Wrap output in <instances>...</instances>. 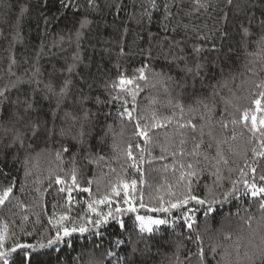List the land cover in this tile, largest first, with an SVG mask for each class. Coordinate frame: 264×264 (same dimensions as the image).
<instances>
[{
  "label": "trees",
  "instance_id": "1",
  "mask_svg": "<svg viewBox=\"0 0 264 264\" xmlns=\"http://www.w3.org/2000/svg\"><path fill=\"white\" fill-rule=\"evenodd\" d=\"M98 2L101 11L86 13L92 22L83 30L78 43L76 32L82 13L67 11L44 32L43 25L37 27V17L42 15L37 5L42 7L41 0H0V88L19 80H32V85L24 83L20 86L26 93L30 87H36L35 80L39 79L40 89L51 81L59 91V86L66 79L70 80L60 115L64 108L81 116L88 110L94 114L95 123L92 137L85 138L90 148L79 152L70 140L59 136L34 138L28 128H22L27 133L23 147L17 145L7 149L0 144V191L14 184L10 199L0 207V231L5 225L9 233L20 234L22 229L27 230L32 236L25 239L34 240L51 229L48 221L53 212L57 216L67 213L78 224L81 222L76 219L78 216L91 215L87 203L110 194L112 186L120 181L129 185L133 180L137 182L134 192L129 188V199L135 198L138 214L155 218H165L166 214L139 208L141 197L146 205H157L160 197L169 200L175 199L171 193L180 196L187 190L188 180H192L191 187L196 195L208 200L213 196L220 199L235 183L239 190L235 194L237 198L215 205L217 211L211 219L205 220L201 215L203 209L195 206L199 210L189 213L197 217L193 230L187 228L182 218L174 217L169 218L168 225L159 226L158 238L163 242L160 254L154 259L157 264H187L185 257L189 250H197L194 237L199 232L206 250L217 247L218 254L212 264L217 260L221 264H261L264 209L260 207L259 197L244 195V181L264 185L260 179L264 175V156L260 155L264 153V136L261 135L264 126L260 125V120L264 119V100L260 111L254 103L259 92L264 90L256 87L264 79L261 70L264 65L251 63L252 58L245 54L239 43L238 21L231 16L227 23L220 19L219 8L223 7V0H219L215 11L200 9L191 17L185 12L192 10V0H182L172 7L170 20L163 18L164 0H156L161 6L160 11L153 10L151 19L145 17L141 23L137 21L141 19V5L146 4V0H135V3L123 0L127 7L118 14L114 8L107 7L113 0ZM213 2L215 4L216 0ZM81 3L86 4V0ZM22 5L29 6L30 11L20 25V39L14 41L12 36L16 29L13 25ZM57 7L55 0H49L43 15H57ZM177 21H181L179 26ZM205 22L209 29H220L212 41L219 51H207L210 42L197 40L191 27L186 32L182 26L201 25L200 30L207 31L202 27ZM164 25L168 31L164 30ZM174 27L176 31L172 32ZM125 28L128 31L123 36ZM221 32H227V37L221 38ZM165 36L168 39H164ZM175 41L180 42L178 46ZM193 44L203 45L205 50L196 54L192 50ZM170 45L173 46L170 48ZM254 47L249 44L248 50ZM173 52L186 56V61L171 60ZM13 56L16 63L10 72V57ZM197 63L202 67L200 75L194 78L184 69L191 67L195 72ZM142 67L146 79H137L127 85L130 91L103 87L104 81H118L120 75L138 77L136 70ZM37 68L40 72L33 76ZM157 74L173 77L175 82L166 81L167 91ZM85 81L93 87H83ZM131 91L136 92L135 100ZM20 94L17 89L9 93L12 99ZM42 94L37 92L35 99L43 103L47 115V109L55 108L58 97L42 101ZM117 94L120 98L113 100L112 96ZM97 96L106 103L97 105ZM201 99L209 104L211 112L203 103H198ZM125 109L131 112V119ZM246 110L249 112L247 121L243 119ZM252 115L256 116L259 129L255 132L251 130ZM165 118L169 122L164 127H150ZM189 121L196 125L195 130ZM61 123L57 119V126ZM137 124L141 128L149 126L150 142L145 143L137 134ZM105 132L107 135L101 141ZM62 143H72L73 147L68 153L61 152L57 159L56 152ZM129 143L133 145L134 160L126 155ZM189 164L192 169L187 167ZM252 168H256L255 173ZM192 170L197 172L195 177L187 175ZM73 172L79 188H89L88 192L80 191L72 184ZM57 176L65 183L56 184ZM61 187L72 188L71 203L68 192L59 191ZM117 203L125 208L128 206L117 197L113 208ZM107 208L108 205H100L98 210L107 211ZM136 214L128 213L122 219L131 224ZM189 236L193 239H187ZM98 239H77V251H80L79 245L84 244L96 259H103V249L93 248L92 241ZM220 254H223V260ZM88 258L86 252L84 259Z\"/></svg>",
  "mask_w": 264,
  "mask_h": 264
},
{
  "label": "snow or ice",
  "instance_id": "2",
  "mask_svg": "<svg viewBox=\"0 0 264 264\" xmlns=\"http://www.w3.org/2000/svg\"><path fill=\"white\" fill-rule=\"evenodd\" d=\"M182 0H164L163 3V18L165 20H170L173 13L171 11L172 7ZM58 5L56 9L57 15L51 17L43 15L44 9L48 7L49 0H41L42 7L37 5L41 12V16L37 17V27L43 25V31L47 32L48 27L56 23L60 16L66 14L67 11H72L73 13H82V19L79 21V30L76 32L77 42L81 38V34L85 28H87L92 21L88 19L86 13L88 12H99L101 11L100 4L98 0H86V4L81 3V0H55ZM135 3V0H133ZM192 10L186 11L185 15L191 17L193 13L198 12L203 9L205 12L209 8L213 11L219 7V0H216L214 4L213 0H192ZM107 7L114 8L115 13H120L123 11L127 5L123 3V0H113L112 4L107 5ZM161 6L156 2V0H146V4L141 5L142 11L140 12L141 19L137 23H141L142 20L147 17L149 20L152 17L153 10L160 11ZM222 16L220 19L227 23L229 17L238 21L239 25V35L241 37L239 43L245 49V54L251 57V63L260 62L264 65V0H223V7L219 8ZM29 6L22 5L15 21L13 27L16 29L15 34L12 36L14 41L20 39V25L22 24L23 18L29 13ZM7 23V21H5ZM181 21H177L179 26ZM183 29L187 32L191 27V30L196 33V39L203 42H210V46L207 51H219L213 41V37L216 32H220L219 28L209 29L207 23L203 24V28L207 31H201V25H191L183 24ZM164 30L168 31L167 25H164ZM127 28L124 29L123 36L127 35ZM172 32L176 31V28L171 29ZM151 35V34H150ZM227 32H221V38H226ZM122 36V39H123ZM164 39H168L167 36ZM179 41H175V46L179 45ZM254 45V49L249 51L248 45ZM163 47V45H161ZM173 45H170L171 48ZM192 50L194 53L199 54L205 49L203 45L193 44ZM184 50L181 48L180 52ZM229 51H232L230 48ZM121 53H124L123 47H121ZM150 54V50H149ZM167 58V57H166ZM171 60L179 61L185 60L186 56L180 55L179 53L173 52ZM16 63L13 57H10L9 71L11 72L12 66ZM202 65L197 63L195 65V72L193 68L186 67L188 73L193 74V77L200 75V69ZM264 71V67L261 68ZM69 72L72 68L69 67ZM139 72V76L126 77L120 75L118 81H104L103 87L107 90L111 87L113 90L119 89L120 91H130L126 86L132 85L135 80H145L144 68L136 70ZM183 71V70H182ZM223 71V69H221ZM40 69L37 68L33 76H37ZM161 76V84L165 86V91H167L166 81H172L173 77L166 76L165 74H157ZM24 83L32 85L33 81L19 80L18 82H12L10 85H5L0 88V144H3L5 148L12 149L24 146V137L27 135L26 132L22 131V128H28L32 137L50 138L52 136H59L62 139L70 140L77 145V152L84 150L86 147L90 148L87 144L88 137H92V129L95 127L94 114L90 111L85 110L83 115H77L72 110L64 108L63 115H60L62 105L67 99L68 95V85L71 83L70 80H65L63 84L59 86V91H57L56 86L49 81L45 84L44 89H40L39 85L41 81L39 79L35 80L36 87H30V89L25 93L20 87ZM184 85H182L183 87ZM83 87L91 89L93 85L84 82ZM259 89H264V79L256 84ZM17 89L21 94L17 95L15 99H12L9 93ZM83 91V89H81ZM37 92H42L40 100H50L51 97H58L56 100L55 108L46 110L43 103H39L35 97ZM130 94L135 100L136 92L131 91ZM111 95V93H109ZM215 95V93H213ZM119 94L112 96L113 100H118ZM83 99H88V97H83ZM97 105H102L106 103L101 100L99 96L95 98ZM264 100V90L259 92V98L255 99L254 103L257 106V111L261 110V101ZM198 103H203L204 107L208 109L209 112L212 108L205 100H198ZM181 107L182 106L177 105ZM214 107V105H213ZM99 111V109H98ZM128 118L131 119V112L125 109ZM50 117V119H49ZM249 118V112L246 110L243 113V119L247 121ZM57 119L61 120L60 126H57ZM155 120V116L153 117ZM252 131H258L256 124V116L252 115ZM71 121V123H67ZM169 122L168 118L164 121L157 120L150 127L161 128L165 126V123ZM235 123V121H233ZM65 124L67 126H65ZM193 130H195L196 125L189 121ZM89 125H91L89 127ZM260 125L264 126V119L260 120ZM227 127V125H223ZM110 127V126H109ZM138 135H140L145 143L150 142L151 137L148 135L149 126L143 128L137 124ZM107 133L101 135L100 140L102 141ZM264 136V132H261ZM30 146V145H29ZM73 147L72 143L61 144V148L56 152L57 159L60 158L61 152L68 153ZM139 147V145H136ZM262 147H264V141H262ZM133 145L129 143L127 145L126 155L129 159H135L132 153ZM219 155V153H218ZM264 156V153H260ZM103 159V157H100ZM227 163V161H225ZM135 167V165H133ZM192 169L193 166L189 164L187 166ZM114 171V169H113ZM253 173L256 172V168H252ZM189 177H195L197 175L196 170H192L187 173ZM72 184L79 188L76 182V175L72 174ZM183 179V176H182ZM260 179L264 181V175L260 176ZM192 180L187 182V190L183 192L180 196H176L175 193H171L175 199L164 200L163 197L159 198V204L157 205H146L143 202V197L140 198L139 208L146 209L147 212L165 213V218L153 219L151 216L138 214V209L134 206L135 198L129 199L130 192L129 188L134 192L136 190V181H131V184L120 181L111 188V193H106L100 199H92L87 203L88 213L90 216H78L76 219L80 220V223L74 222V220L67 214L61 213L57 216L53 212L48 223L51 225V229L47 230L46 233H41L34 240H27L25 237L32 236V232L27 230L21 231L20 234L15 232L9 233L7 226L0 231V264H157L154 257L159 255L161 252V243L163 242L159 239L160 227L161 225H168L170 219H183L184 223L187 225L189 230H193V225L197 223V217L195 213L199 209L195 206L199 205L203 211L201 215L205 220L211 219L212 214H214L217 209L214 207L217 204H224L229 202V199H235L236 193L239 191L236 188L235 183L233 184L232 190L225 192L222 198L217 199L215 196L211 200L201 198L196 195L192 190ZM56 184L65 183L60 177H56ZM91 183V181H89ZM14 184H9L3 191H0V207L5 205V202L10 199L13 194ZM244 195L251 196L252 198H260V207L264 209V185H257L255 182L249 183L244 181ZM80 191L88 192L89 188H79ZM60 192H68V202L71 203V193L72 188L65 189L61 187ZM121 191L123 196H121ZM119 197L123 200V204L128 205V207H122L119 203L113 208L114 198ZM194 202V203H193ZM100 205H108L107 211L98 210ZM191 205V206H190ZM55 207V206H54ZM128 213H137L131 224L122 219ZM25 220L28 219L27 216L24 217ZM155 226V227H154ZM78 234V235H77ZM99 237L98 240H93L94 249H103L102 255L103 259H96L94 254L86 249L84 244H80V251H77V239L88 240L90 238ZM226 239L228 237H225ZM187 239L192 240L193 237L189 236ZM197 250L192 252L189 250L187 256L185 257L187 264H212V260L215 259L217 253V247H212L210 250H206L203 246L202 237L199 232H196L194 237ZM106 245V247H105ZM88 254V259H84L85 253ZM221 260H223V254H220ZM211 257V259H210ZM179 259V257H177ZM162 264V262H161ZM216 264H221L220 260L216 261ZM261 264H264V254L261 256Z\"/></svg>",
  "mask_w": 264,
  "mask_h": 264
},
{
  "label": "rangeland",
  "instance_id": "3",
  "mask_svg": "<svg viewBox=\"0 0 264 264\" xmlns=\"http://www.w3.org/2000/svg\"><path fill=\"white\" fill-rule=\"evenodd\" d=\"M128 207V206H127ZM153 219H157V218H155V217H152ZM155 227V226H154Z\"/></svg>",
  "mask_w": 264,
  "mask_h": 264
}]
</instances>
